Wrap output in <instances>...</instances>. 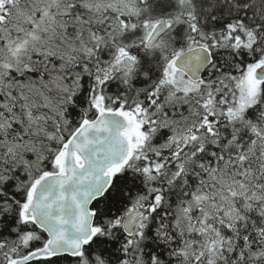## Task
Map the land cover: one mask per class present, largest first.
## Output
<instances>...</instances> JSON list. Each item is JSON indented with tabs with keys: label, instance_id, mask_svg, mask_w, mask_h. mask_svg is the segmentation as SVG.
Segmentation results:
<instances>
[{
	"label": "snow or ice",
	"instance_id": "obj_1",
	"mask_svg": "<svg viewBox=\"0 0 264 264\" xmlns=\"http://www.w3.org/2000/svg\"><path fill=\"white\" fill-rule=\"evenodd\" d=\"M0 264H264V0H0Z\"/></svg>",
	"mask_w": 264,
	"mask_h": 264
}]
</instances>
